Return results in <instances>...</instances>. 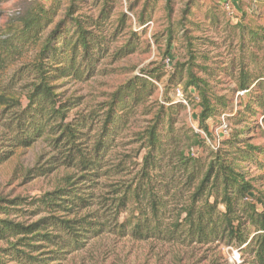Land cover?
Returning a JSON list of instances; mask_svg holds the SVG:
<instances>
[{
  "label": "trees",
  "instance_id": "trees-1",
  "mask_svg": "<svg viewBox=\"0 0 264 264\" xmlns=\"http://www.w3.org/2000/svg\"><path fill=\"white\" fill-rule=\"evenodd\" d=\"M187 1L176 13L174 0H164L165 20L152 36L163 61L138 69L86 114L73 112L81 97L67 96L66 85L93 77L107 57L137 52L147 26L133 28L126 12H116L119 0L34 2L18 16L19 43L29 37L39 49L20 73L29 80L26 104L7 116L6 144L45 141L50 165L33 171L57 177L39 194L0 198V264H59L106 233L208 251L225 246L238 251L239 264H264V190L250 171L264 169V143H254L258 117L264 121V25L254 16L245 22L242 10L223 55L194 34L220 26V0L205 11L206 25L192 20L197 3ZM255 2L264 9V0ZM158 3L129 6L135 25L153 21ZM243 90L234 110L233 95ZM187 106L197 109L196 127L185 120ZM222 115L231 128L215 139L210 123ZM220 261L215 252L210 264Z\"/></svg>",
  "mask_w": 264,
  "mask_h": 264
},
{
  "label": "rangeland",
  "instance_id": "rangeland-1",
  "mask_svg": "<svg viewBox=\"0 0 264 264\" xmlns=\"http://www.w3.org/2000/svg\"><path fill=\"white\" fill-rule=\"evenodd\" d=\"M47 1L0 0V156L6 155L7 150L13 149L11 156L0 162V198L39 194L51 189L57 177L55 172L35 176V171H33L35 168L46 169L50 165L52 152L45 141L39 140L27 148H12L6 144L8 133L4 125L7 116L12 111L26 104L25 96L29 80L23 79L20 73L27 64L33 61L39 49L35 42L28 40L29 37L22 44L19 43L18 32L21 29V20L18 16L27 12L34 2L46 3ZM142 1L119 0L116 12H126L130 16L132 27L141 33L143 27L147 26L143 37V45L134 54L119 60L107 57L99 66V72L90 79L84 81L73 80L68 83L65 87L66 95L72 97V99L81 97V105L73 110L74 113L86 114L91 108H97L119 83L136 73L138 69L151 67L163 61L161 45L155 43L152 36L162 28L161 24L165 20L164 0H159L158 10L153 21L144 26H136L134 16L132 12H129L128 7L139 8ZM186 1L174 0L176 13L184 7ZM193 2L197 3V8L195 7L196 4L194 5L195 8H192L196 13L192 20L206 25V21L203 19L204 13L210 7L216 5L218 0H193ZM241 2L240 10H237L239 5L236 1L229 0L230 9H228L223 0H220L219 6L215 8L217 11H214L220 14V26L217 28L209 27L205 32L194 34L214 41L218 46L214 49V52H221L224 55L226 50L222 44L228 34V26L238 20L242 10L247 13L244 19L245 22L250 23L252 16H254L253 20L264 25V9L259 7L255 0H241ZM226 25L227 31L225 32ZM49 29L50 26L46 28L44 33L48 32ZM122 40L123 36H120L118 44ZM260 54H264V47L260 50ZM166 60H164L165 66ZM166 68L170 69L169 62ZM222 86L225 88L233 85L227 82ZM239 92L233 95L234 110L240 108L238 96L241 94ZM245 96L244 94L240 97L245 99ZM196 112L197 109H192L190 106H187L185 112L186 122L194 127L197 126ZM143 123L144 117L141 116L137 125ZM258 124L260 130L254 138V143L261 144L264 143L263 116L258 117ZM210 126L214 138L217 139L219 135L226 134L229 131L231 122L226 119V116L222 115L215 123H210ZM129 137L127 140L130 139ZM250 171H253V175L258 177L255 181L257 188L264 190V177H262L264 176V169L251 168ZM215 252L218 253L221 264H224V260L228 264H239L238 251L225 246H219L208 251L205 248H185L158 242L135 241L129 237L120 238L114 234L106 233L100 237L90 239L83 249L73 252L59 264H210Z\"/></svg>",
  "mask_w": 264,
  "mask_h": 264
},
{
  "label": "built area",
  "instance_id": "built-area-1",
  "mask_svg": "<svg viewBox=\"0 0 264 264\" xmlns=\"http://www.w3.org/2000/svg\"><path fill=\"white\" fill-rule=\"evenodd\" d=\"M165 63H166V66H168V59L165 61ZM244 92H245V90L240 91L239 94L242 95V94H244ZM177 94L180 97V99L185 103V100L182 99L181 94L179 92Z\"/></svg>",
  "mask_w": 264,
  "mask_h": 264
}]
</instances>
